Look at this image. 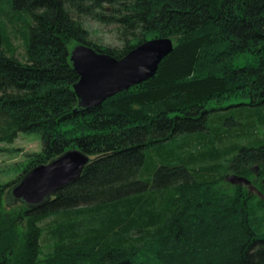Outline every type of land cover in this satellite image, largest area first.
<instances>
[{
    "label": "trees",
    "instance_id": "trees-1",
    "mask_svg": "<svg viewBox=\"0 0 264 264\" xmlns=\"http://www.w3.org/2000/svg\"><path fill=\"white\" fill-rule=\"evenodd\" d=\"M83 19L119 46L92 43ZM154 38L173 48L152 78L79 107L75 45L120 59ZM20 133L42 149L0 206L33 168L88 162L0 218V264H264V0H0V144Z\"/></svg>",
    "mask_w": 264,
    "mask_h": 264
},
{
    "label": "water",
    "instance_id": "water-1",
    "mask_svg": "<svg viewBox=\"0 0 264 264\" xmlns=\"http://www.w3.org/2000/svg\"><path fill=\"white\" fill-rule=\"evenodd\" d=\"M172 48L171 39L154 38L115 59L85 44L75 45L70 51V61L79 77L73 86L79 107L95 108L117 93L152 78ZM87 162L88 158L78 150L67 151L30 170L11 189V196L15 202L39 206L54 192L74 182ZM234 180L248 184L243 179Z\"/></svg>",
    "mask_w": 264,
    "mask_h": 264
},
{
    "label": "rangeland",
    "instance_id": "rangeland-1",
    "mask_svg": "<svg viewBox=\"0 0 264 264\" xmlns=\"http://www.w3.org/2000/svg\"><path fill=\"white\" fill-rule=\"evenodd\" d=\"M82 24L88 33V39L92 43L100 46H119L114 26H104L90 19H83ZM16 28L14 29V27L8 26L9 33L12 36V43L20 56L23 53L22 42L16 33L18 26ZM222 101L226 105L234 100L226 98ZM210 105L213 107L212 104ZM41 149L42 144L38 133H20L12 144H0V184H7L15 180L22 173L28 156L41 151ZM239 179L247 181L248 184H245L243 181L234 180V182L241 183L248 189H253V186L247 179L243 177ZM22 205L20 202H15L11 196L10 189L7 190L0 206V218L2 220H9L12 217H20L23 208Z\"/></svg>",
    "mask_w": 264,
    "mask_h": 264
}]
</instances>
